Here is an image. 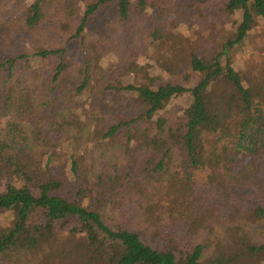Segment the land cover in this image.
I'll use <instances>...</instances> for the list:
<instances>
[{
  "label": "trees",
  "instance_id": "16d2710c",
  "mask_svg": "<svg viewBox=\"0 0 264 264\" xmlns=\"http://www.w3.org/2000/svg\"><path fill=\"white\" fill-rule=\"evenodd\" d=\"M113 4L124 38L86 42ZM248 43L264 56V0L0 3V264H264V69L233 61Z\"/></svg>",
  "mask_w": 264,
  "mask_h": 264
},
{
  "label": "rangeland",
  "instance_id": "374dc122",
  "mask_svg": "<svg viewBox=\"0 0 264 264\" xmlns=\"http://www.w3.org/2000/svg\"><path fill=\"white\" fill-rule=\"evenodd\" d=\"M32 0H0V3H2L3 6H10V5H15V7H18L19 5L25 6L27 3L31 2ZM117 19V8L116 5H109V6H103L99 11L92 17L90 18L88 25L86 27V33H85V39L86 42L89 41H97V40H107L106 37L111 36V40L107 41V46L109 45H117L119 40H122L124 37H121L122 34L124 33V29L120 28L117 29L119 26L114 25L115 21ZM213 20V18H212ZM211 20V21H212ZM194 23V29L196 31V34H194V39L198 41V38L201 37V34L203 35H210V30L205 31L206 28H202L201 26L197 25V20L193 21ZM214 23H217L216 30L219 29V24L220 21L215 19ZM114 29H117L116 31ZM215 30V29H214ZM216 37H218V32H214ZM257 33V32H256ZM256 35V34H255ZM138 37V35H137ZM103 40V41H104ZM134 40H136V37H134ZM258 41V40H257ZM111 42V43H110ZM136 41L134 45H130V47L135 50L133 47L136 45ZM79 44H73L72 47H69V57H72L74 59H79L77 57L78 55V49ZM252 45L250 43L244 44L242 46H239L236 48V52L233 54L235 57L233 59L235 66L237 69H240L242 71H250L254 75H259L261 69H264V64L261 62L264 56H262L261 53L256 51L254 53V50L252 51L251 49ZM79 56V55H78ZM152 58L147 59L148 60V65L150 66L149 73L150 75L153 74H158L160 69L156 67L154 69L155 64V59L153 58V55H150ZM146 63V61H145ZM153 67V69H152ZM179 84H181L184 87H188L189 84L184 82V80L176 79ZM184 99H176L174 100L171 105L167 109V114L173 122H176L180 110L183 107ZM6 222L0 216V229L3 227H6ZM170 224L167 223L166 227H169ZM248 233L250 237L256 241V242H264V227H250L248 228Z\"/></svg>",
  "mask_w": 264,
  "mask_h": 264
}]
</instances>
